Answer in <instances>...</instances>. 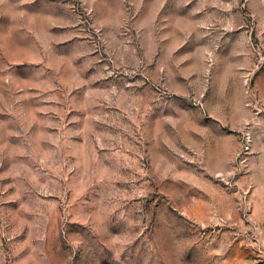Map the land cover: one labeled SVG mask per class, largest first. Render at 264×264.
Returning a JSON list of instances; mask_svg holds the SVG:
<instances>
[{"label":"rangeland","instance_id":"374dc122","mask_svg":"<svg viewBox=\"0 0 264 264\" xmlns=\"http://www.w3.org/2000/svg\"><path fill=\"white\" fill-rule=\"evenodd\" d=\"M0 264H264V0H0Z\"/></svg>","mask_w":264,"mask_h":264}]
</instances>
